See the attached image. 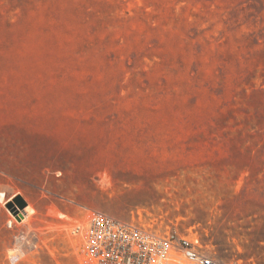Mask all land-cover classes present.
Listing matches in <instances>:
<instances>
[{"label":"rangeland","instance_id":"obj_1","mask_svg":"<svg viewBox=\"0 0 264 264\" xmlns=\"http://www.w3.org/2000/svg\"><path fill=\"white\" fill-rule=\"evenodd\" d=\"M93 213L264 264V0H0V264Z\"/></svg>","mask_w":264,"mask_h":264},{"label":"built area","instance_id":"obj_2","mask_svg":"<svg viewBox=\"0 0 264 264\" xmlns=\"http://www.w3.org/2000/svg\"><path fill=\"white\" fill-rule=\"evenodd\" d=\"M82 237L79 264H227L198 240L176 232H158L93 213L88 228L75 227Z\"/></svg>","mask_w":264,"mask_h":264},{"label":"bare ground","instance_id":"obj_3","mask_svg":"<svg viewBox=\"0 0 264 264\" xmlns=\"http://www.w3.org/2000/svg\"><path fill=\"white\" fill-rule=\"evenodd\" d=\"M29 213H31V209L30 208H28L27 210H26V214H29ZM21 216H22V218H23V214H20ZM30 215V214H29ZM24 218H27V217H24ZM15 219V218H14ZM17 220V219H16ZM77 227V226H76ZM79 227V226H78ZM88 228V227H87Z\"/></svg>","mask_w":264,"mask_h":264}]
</instances>
